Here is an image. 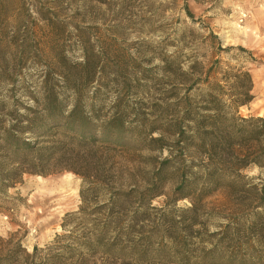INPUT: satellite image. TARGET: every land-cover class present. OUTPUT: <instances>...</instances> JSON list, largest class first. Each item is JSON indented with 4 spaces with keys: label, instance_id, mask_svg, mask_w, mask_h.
<instances>
[{
    "label": "rangeland",
    "instance_id": "obj_1",
    "mask_svg": "<svg viewBox=\"0 0 264 264\" xmlns=\"http://www.w3.org/2000/svg\"><path fill=\"white\" fill-rule=\"evenodd\" d=\"M6 1L7 24L0 37L2 132L18 115L28 114V108H37L33 98L47 81V86H58L67 110L75 104L74 90L87 91L79 104L97 126L121 111L134 145L147 136L146 124L159 114L160 99L167 121L174 120V87L181 81L164 75L161 67L163 59L184 46L183 71L194 61L208 64L217 46L231 47L218 56L222 65L243 67L253 82L254 99L240 109V116L264 120V0H188L194 25L185 16L183 0ZM210 33L216 40L208 38ZM86 76L91 85L83 89ZM22 137L35 141L28 134ZM51 141L56 151L49 150L52 144L41 143V159H29L43 166L37 167L45 172L42 176L17 173L27 167L12 163L11 151L0 141V256L16 244L29 253L34 246L83 250L84 240L97 235L107 220L110 227L103 243L116 253L89 258V263L174 264L169 253L197 246L192 238L198 232L249 222L248 198L233 189L193 196V202L200 200L197 209H192V201L173 197L175 173L190 162H205L193 149L185 162L173 160L165 176L155 179L152 200H138L136 193L149 186L170 158L168 151H82L59 136ZM246 174L254 183L264 179V170L257 168ZM117 191L132 194L112 205L110 198Z\"/></svg>",
    "mask_w": 264,
    "mask_h": 264
},
{
    "label": "trees",
    "instance_id": "obj_2",
    "mask_svg": "<svg viewBox=\"0 0 264 264\" xmlns=\"http://www.w3.org/2000/svg\"><path fill=\"white\" fill-rule=\"evenodd\" d=\"M187 1L183 0V11L192 24L197 21L189 10ZM6 3V0H0V37L3 36L7 24L4 16ZM208 38L216 40L211 33ZM210 47L212 49L211 45ZM184 48H177L169 60L163 59L161 67L164 75L171 74L175 81H181L177 83L179 86L174 87L176 91L174 98L177 100L174 105L177 112L174 120L167 121L163 108L164 100L160 99L159 114L153 123L146 124L150 125V128L146 127L147 136L137 140L134 145L127 136L121 111H114L111 117L97 126V123L91 122L89 112L83 111L79 104L82 94L86 95L87 91L74 90L75 104L67 110L57 90L58 86L56 84L47 86V81L38 92L39 97L33 98L37 108H28L26 110L28 114L18 115L11 128L4 132L0 131V141H3L11 151L12 163L27 167L17 173L39 176L45 172L37 167L43 166H35L29 159H41L42 152L45 151L44 148H40L41 143L52 144L49 150L56 151V143L51 139L57 136L68 145L82 151L100 148L110 152H123L129 147L134 151L153 149L168 151L171 154L170 158L161 164L160 169L148 182L149 186L136 193L135 197L138 200H152L155 179L161 175L165 176L173 160L185 162L187 152L193 149L205 159V162L203 164L190 162L175 173L178 185L173 197L177 201H192L193 196L204 198L220 189H233L248 198L249 208L246 216L249 222L238 223L235 228L212 233L198 232L192 238L196 240L197 246L184 245L169 253L173 263L264 264V179L254 183V179L248 178L246 174L253 168L264 170V120L252 116L244 118L239 113L241 108L248 107L254 99L252 77L243 67L229 64L223 66L218 56L231 51L232 48L222 49L220 45L214 48L208 64L194 61L187 66L186 71H183L180 68V55ZM236 50L250 56L242 48ZM170 63L175 65L174 71L170 70ZM89 85L90 80L86 76L81 86L84 89ZM181 91L182 95L179 94ZM153 133H159V137L153 138ZM27 134L35 141L22 137ZM172 138L174 140L169 142ZM74 173L84 177L77 170H74ZM79 193L83 200V185ZM131 194V191L130 193L117 191L110 201L112 205L117 204ZM199 203L200 200L192 201V209H197ZM100 209L97 208L95 212ZM108 224L106 220L100 226L97 235L84 240L83 250L65 247L39 249L34 246L29 253L21 244H16L0 256V264H91L88 262L89 258L98 255L109 256L113 252H110L108 245L103 243V238L110 227Z\"/></svg>",
    "mask_w": 264,
    "mask_h": 264
}]
</instances>
